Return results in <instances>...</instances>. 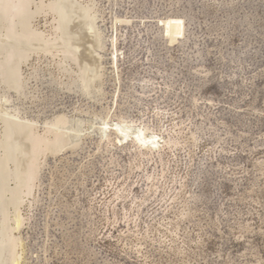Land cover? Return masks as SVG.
Listing matches in <instances>:
<instances>
[{
    "label": "rangeland",
    "instance_id": "1",
    "mask_svg": "<svg viewBox=\"0 0 264 264\" xmlns=\"http://www.w3.org/2000/svg\"><path fill=\"white\" fill-rule=\"evenodd\" d=\"M29 1L15 34L50 39L57 0ZM82 1L102 45L70 61L11 41L0 1V245L22 241L0 264H264V0ZM60 117L65 143L39 158L21 205L28 158L12 144L28 130L11 124L46 136ZM104 122L153 152L104 137Z\"/></svg>",
    "mask_w": 264,
    "mask_h": 264
},
{
    "label": "bare ground",
    "instance_id": "2",
    "mask_svg": "<svg viewBox=\"0 0 264 264\" xmlns=\"http://www.w3.org/2000/svg\"><path fill=\"white\" fill-rule=\"evenodd\" d=\"M2 1V3L4 4V6L2 8L5 9V12L7 14L8 17V20L10 22V25L9 28L7 31H8V34H7V37L11 38L13 41L15 38L17 41H19V43L23 42L24 40L26 41V43H28V41L30 43L33 44V46L35 47L36 45V48H40V50L42 49L43 50V53L46 52L48 54H52L53 51H57L59 50L58 52H62V54H64V59L65 60H69L71 58L75 59V58H80L79 57V54L81 56L82 54V51H86L89 47V51H90V54H93V52L95 53L96 52V49L95 47H99L101 48V38L102 36L100 35L101 33L98 31V26H97V23H96V17L95 16V10L94 9L95 7L91 5H86V4H83L82 0H57V2L53 3L52 4H49L48 6H46V10H49L50 12H52L54 14V20H55V34L51 36V38L49 39V37L42 33V31H39V30H34V31H30V32H26L24 35L22 36H17L15 33V26L16 25V20L20 17L22 19V17H24L26 15V13L28 12L29 13V10H30V4H32L31 1L29 0H0ZM82 1V2H81ZM31 2V3H30ZM86 3V2H85ZM91 3V2H90ZM46 4H43V7L45 6ZM96 5V4H95ZM2 6V5H1ZM42 8V7H41ZM45 8V7H44ZM43 8V9H44ZM41 11H43L41 9ZM40 11V12H41ZM45 11V10H44ZM43 11V12H44ZM48 11V13H49ZM42 12V13H43ZM52 14V15H53ZM6 16V17H7ZM27 16V15H26ZM98 18V17H97ZM19 20V19H18ZM101 20V19H100ZM23 22V21H22ZM18 23V21H17ZM21 24V22H19ZM24 23V22H23ZM22 23V24H23ZM54 24V25H55ZM25 25V24H23ZM22 26V25H21ZM29 27V26H28ZM34 27V26H33ZM25 28V27H23ZM22 28V29H23ZM100 29V28H99ZM18 32V31H17ZM53 32V31H52ZM20 35V34H19ZM47 36V37H45ZM90 37H93V40L95 45L90 43L92 41L89 42V38ZM15 42V40H14ZM13 42V43H14ZM16 43V42H15ZM37 43V44H35ZM10 44V43H9ZM88 45V46H87ZM38 46V47H37ZM86 47V50H83L82 48L83 47ZM33 47V50L32 52L31 51H28L27 49V55L26 52H19V54H17L16 52H13V51H10V53L8 52V58L10 60L9 63H11L12 61L15 60V58L17 57V55L20 56V59H17L18 62L19 60L21 59H24L26 58V56L28 57V54L29 52L33 53L34 48ZM19 48V47H18ZM22 48V47H21ZM35 50V51H39L38 50ZM82 49V51H81ZM91 49V50H90ZM95 49V51H94ZM12 50V49H11ZM34 51V52H35ZM89 51L87 50L88 54L87 56H89ZM92 51V53H91ZM18 52V51H17ZM41 52V51H40ZM39 52V53H40ZM81 52V53H80ZM98 52V51H97ZM24 53V54H23ZM45 53V54H46ZM34 54V53H33ZM41 54V53H40ZM98 54V53H97ZM54 55V54H53ZM51 55V56H53ZM91 56V55H90ZM56 57V56H55ZM54 57V58H55ZM84 57V56H83ZM19 58V57H17ZM31 58V57H29ZM57 58L58 55H57ZM96 58V56L94 57V59ZM61 59V58H60ZM91 59V58H90ZM77 60V59H76ZM98 60V59H97ZM7 61V59H6ZM81 61V59H80ZM3 62V61H2ZM63 62V61H62ZM66 62V61H64ZM5 63V62H4ZM20 63V62H19ZM68 63V62H67ZM88 63V62H87ZM86 63V64H87ZM95 63V62H94ZM2 64V63H1ZM6 64V63H5ZM4 64V65H5ZM18 64V63H17ZM16 64V65H17ZM62 64V63H61ZM85 64V63H84ZM85 64V65H86ZM3 65V64H2ZM20 65V64H19ZM88 65V64H87ZM98 65V63H97ZM18 66V65H17ZM16 66V68H17ZM60 67H62L61 65H59ZM66 66L63 64V67ZM6 67V66H4ZM67 67V66H66ZM93 67V66H92ZM99 67V66H98ZM15 68V67H14ZM15 68V69H16ZM14 69V70H15ZM94 69V68H93ZM101 71V70H100ZM1 72V71H0ZM16 72V71H14ZM82 74V73H81ZM95 74V73H94ZM89 77V76H88ZM84 78V77H83ZM99 79V78H98ZM2 106V105H1ZM3 107V106H2ZM9 113V112H8ZM20 117V116H19ZM61 119H59L58 121H56V123H54L51 127H48L49 130L47 129V135L46 136H42L41 134L39 135L37 133V131H35V128H36V124H27L26 122L24 123H21V122H18L16 120H14V123L11 124V125H14V126H11V128L13 129L14 127V131L15 133H18V135H22L23 132L27 131L28 130V133H27V137L26 138H23V139H17L15 140V142L12 144V153L14 154V158L20 160V158L23 160L24 158H28V164L26 167V171H25V174H22V176L20 175L21 172H20V184H18L17 186V189L14 190V193H15V198L16 200L15 201H19V203H23V196H26L27 198L31 196V194H33L34 190H33V187L35 185V183L39 180V174H40V165H39V161L40 159L39 158H43V154H48V152H51V151H55L54 153H57L61 150V147H63V143H65V135L64 132H61L62 131V128H61V125L63 126V123L65 122V120L63 119H66L65 117H60ZM21 121V120H20ZM31 123V122H30ZM68 123V121L66 122ZM65 123V124H66ZM8 124V123H7ZM123 124V123H122ZM127 126V125H126ZM129 126V125H128ZM8 127V126H7ZM102 127V126H101ZM1 128V127H0ZM10 128V129H11ZM40 128V127H39ZM11 129V130H12ZM38 129V128H37ZM40 130V129H39ZM61 130V131H60ZM101 130V133L102 135H104V137H108L110 132L112 133V131L114 133H116L118 135V138H119V143L122 142V138L124 139H127L129 137H131V139L133 140V143H136L137 145H139V147L141 149H146L149 150V152H153V149H154V143L152 141V139L149 137V136H146L142 131L141 132H138L136 133L135 131V134H130V130H129V127H122L121 123H114V124H111L110 122H104L103 124V127L100 129ZM10 133V130H9V133L12 134V132ZM140 131V130H138ZM13 132V134H14ZM74 133V132H73ZM9 136V138H12L11 135H7ZM13 136V135H12ZM23 136L25 137V135L23 134ZM52 137V138H51ZM6 138V137H5ZM8 138V137H7ZM6 138V139H7ZM17 138V137H16ZM60 148L59 151H57L58 149ZM1 152V151H0ZM9 153V152H8ZM53 153V152H51ZM59 155V154H58ZM2 157V155H1ZM11 159V158H10ZM24 159V160H26ZM4 160V159H3ZM14 162V161H13ZM19 167V165H18ZM4 169V167H3ZM14 172V171H13ZM23 172V171H22ZM3 173V172H2ZM12 173V172H11ZM6 175H9L7 174L6 172ZM14 175V174H13ZM17 175V174H16ZM8 177V176H7ZM18 180V178H16ZM17 183V182H16ZM1 184V183H0ZM3 186V184H2ZM5 188V187H4ZM1 189L3 188H0V192L4 193V189L3 191H1ZM7 190V189H6ZM36 191V190H35ZM6 193V191H5ZM8 195V194H7ZM11 195V194H10ZM1 196V195H0ZM32 197V196H31ZM34 197V196H33ZM14 198V199H15ZM6 201V199H3ZM2 200V201H3ZM25 200V199H24ZM1 201V202H2ZM36 201V200H35ZM4 202V201H3ZM7 202V201H6ZM5 203V202H4ZM8 204V203H7ZM23 204H26V203H23ZM22 205V204H21ZM20 205V206H21ZM17 206V205H16ZM24 206V205H23ZM18 207V206H17ZM6 210V209H5ZM4 211V210H3ZM9 211V210H7ZM11 214V213H10ZM10 214H7L6 216L10 215ZM21 213L19 215H17L16 217V222L15 224H17V229L16 231H20L21 228L24 227L23 225V221L24 219L22 218L23 216H20ZM5 216V219L9 218ZM13 222V223H14ZM12 224V223H11ZM10 225V224H9ZM11 226V225H10ZM23 226V227H22ZM12 230V229H11ZM7 231V230H6ZM9 231V230H8ZM15 231V232H16ZM14 230H13V233H15ZM6 235V234H5ZM13 236V237H11ZM10 237H9V240L8 242L6 243L5 241V244L4 241L3 243H1V245L3 247H5L4 249H2L3 247H0V249H2V253H5V254H2V256H4L3 258L6 259L5 255L6 254H10L8 255V257L10 260H13L11 262H15L17 259V252L19 250V247L17 248L18 244H19V239H17V237L14 236V234H12ZM7 238V237H6ZM5 239V238H4ZM8 239V238H7ZM22 241H20L21 243ZM0 245V246H1ZM5 245V246H4ZM7 248V249H6ZM7 250V251H5ZM23 250V249H22ZM4 251V252H3ZM9 251V252H8ZM7 256V255H6ZM7 257V258H8ZM2 258V257H1ZM2 258V259H3ZM12 258V259H11ZM22 258V256L20 257ZM4 259V260H5ZM19 259V258H18ZM8 260L6 259L5 262H8ZM2 262V261H1ZM4 262V263H5ZM8 262V263H9ZM14 264V263H12ZM22 264V263H21Z\"/></svg>",
    "mask_w": 264,
    "mask_h": 264
}]
</instances>
